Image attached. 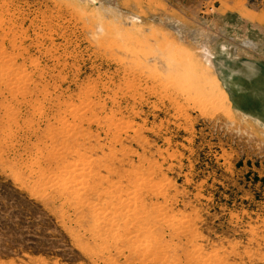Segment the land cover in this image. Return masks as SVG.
I'll use <instances>...</instances> for the list:
<instances>
[{"label":"rangeland","instance_id":"rangeland-1","mask_svg":"<svg viewBox=\"0 0 264 264\" xmlns=\"http://www.w3.org/2000/svg\"><path fill=\"white\" fill-rule=\"evenodd\" d=\"M95 1L0 0V264H264V0Z\"/></svg>","mask_w":264,"mask_h":264},{"label":"crops","instance_id":"crops-1","mask_svg":"<svg viewBox=\"0 0 264 264\" xmlns=\"http://www.w3.org/2000/svg\"><path fill=\"white\" fill-rule=\"evenodd\" d=\"M235 4H230V7L231 8H235V9H237V10H235L236 12L235 13H230L229 15H225V16H230V19L231 20H234V19H232V18H237V21H238V23L240 22V23H242V25H244V23H247V24H249L250 23V25L251 26H254V24H255V22H257V19H258V21H259V18H258V16H259V14L258 13H255V12H249V13H247V14H245L244 13V8L243 7H240V6H237L236 7V2H234ZM223 7H225V8H228V3L226 4V6H222V7H218L217 8V10L218 9H222ZM239 8V9H238ZM223 14H227V13H229L227 10H225V11H223L222 12ZM222 13H219V14H222ZM235 15V16H234ZM233 16V17H232ZM248 17V18H247ZM250 18V19H249ZM253 24H252V23Z\"/></svg>","mask_w":264,"mask_h":264},{"label":"bare ground","instance_id":"bare-ground-1","mask_svg":"<svg viewBox=\"0 0 264 264\" xmlns=\"http://www.w3.org/2000/svg\"><path fill=\"white\" fill-rule=\"evenodd\" d=\"M79 1L96 2L95 0H79ZM97 3H98V2H97ZM101 28H102V27H101ZM224 45H225V44H224ZM203 51H204V50H203ZM205 54H206V55H207V54H211V55H212V53H211L210 50H208V49L205 51ZM213 55H214V54H213ZM7 63H8V62H7ZM7 63H6V64H7ZM9 63H10V62H9ZM0 69H1V68H0ZM21 74H22V73H21ZM22 77H23V76H22ZM207 80H208V79H207ZM221 94H222V93H221ZM224 94H225V92H224L222 95H223L224 97H226ZM116 123H117V122H116ZM118 123H119V122H118ZM137 136H138V135H137ZM84 159H85V158H84ZM85 162H86V161H85ZM79 166H80V165H79ZM74 170H75V169H74ZM107 177H108V176H107ZM144 177H145V176H144ZM102 178H103V177H102ZM148 181H149V180H148ZM79 183H80V182H79ZM109 184H110V183H109ZM116 185H117V184H116ZM151 185H152V184H151ZM80 186H82V185H80ZM136 187H137V186H136ZM137 189H138V188H137ZM121 192H122V191H121ZM129 192H130V191H129ZM135 192H136V191H135ZM132 193H133V192H132ZM128 196H129V195H128ZM134 196H135V195H134ZM117 197H118V196H117ZM122 197H123V196H122ZM131 198H133V197H131ZM133 204H135V203H133ZM133 204H132V205H133ZM132 205H131V206H132ZM129 206H130V205H129ZM132 207H133V206H132ZM123 209H124V208H123ZM133 210H134V209H133ZM105 211H106V210H105ZM107 212H109V211H107ZM110 212H112V211L110 210ZM116 212H117V211H116ZM113 213H115V211H113ZM107 214H108V213H107ZM107 214H106V215H107ZM140 214H141V213H140ZM106 215H105V216H106ZM111 215H112V214H111ZM111 215H107V216L110 217ZM113 215H114V214H113ZM125 215H126V214H125ZM136 215H137V214H135V216H136ZM141 218H142V217H141ZM98 219H99V218H98ZM134 219H135V218H134ZM99 220H100V219H99ZM111 220H112V219H111ZM111 220H110V221H111ZM138 220H139V219H138ZM138 220H137V221H138ZM172 220H173V219H172ZM110 221H109V222H110ZM134 221H135V220H134ZM100 222H101V221H100ZM113 222H114V221H113ZM167 222H168V221H167ZM139 223H140V220H139ZM104 226H105V225H104ZM104 226H103V227H104ZM100 228H101V226H100ZM100 228H99V230H101ZM186 228H187V227H186ZM98 232H99V231H98ZM138 246H139V245H138ZM139 247H140V246H139ZM218 257H219V256H218Z\"/></svg>","mask_w":264,"mask_h":264}]
</instances>
